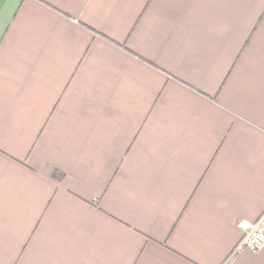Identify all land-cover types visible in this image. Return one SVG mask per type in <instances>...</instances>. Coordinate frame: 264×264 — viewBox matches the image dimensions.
Instances as JSON below:
<instances>
[{
    "label": "crops",
    "instance_id": "crops-1",
    "mask_svg": "<svg viewBox=\"0 0 264 264\" xmlns=\"http://www.w3.org/2000/svg\"><path fill=\"white\" fill-rule=\"evenodd\" d=\"M263 210L264 0H0V264H223Z\"/></svg>",
    "mask_w": 264,
    "mask_h": 264
},
{
    "label": "built area",
    "instance_id": "built-area-1",
    "mask_svg": "<svg viewBox=\"0 0 264 264\" xmlns=\"http://www.w3.org/2000/svg\"><path fill=\"white\" fill-rule=\"evenodd\" d=\"M236 226L241 231L240 238L223 264L228 263L233 255L241 249L258 252L264 248V210L253 220H237Z\"/></svg>",
    "mask_w": 264,
    "mask_h": 264
}]
</instances>
